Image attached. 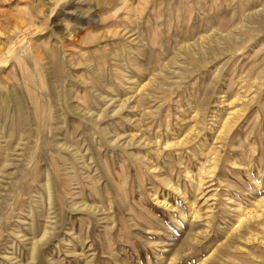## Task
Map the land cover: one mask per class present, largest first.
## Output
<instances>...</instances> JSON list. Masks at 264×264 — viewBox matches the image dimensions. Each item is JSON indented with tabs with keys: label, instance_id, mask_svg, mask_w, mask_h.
<instances>
[{
	"label": "rangeland",
	"instance_id": "obj_1",
	"mask_svg": "<svg viewBox=\"0 0 264 264\" xmlns=\"http://www.w3.org/2000/svg\"><path fill=\"white\" fill-rule=\"evenodd\" d=\"M179 1L172 0L168 5L167 1L163 0L160 4L156 2V6L152 2L148 3L147 8L152 12V14L160 13L159 21L161 23V27L160 31L157 34V38L159 40H162L160 41L162 46H160L161 49L160 47L154 49L155 51L151 54V61L153 63L151 61L149 63L147 62V60L145 61V59H147L145 55L138 56L139 58L144 57L140 59L142 62H144L143 67L139 70L122 67L121 71H117L114 68L112 59L110 58L109 54L107 55L108 50L110 49L111 53L116 55L120 54L119 52L121 50H124V53L126 54V49L124 47L120 49L116 40H110L108 42L109 45L107 44L105 46V48H108L107 50H105V48L98 49L96 48V46L92 45L93 43L91 45H81L74 43V45H76L74 47L75 49H82L80 53H76V57H78L79 60H82V62L84 61L83 59L88 58L87 62L91 66H85L81 64L79 66H75L74 68L71 66L65 67L64 70L61 67L58 68L57 78L59 79V84L57 85V88L59 94L57 95V97H54L53 93H55V91L52 89L50 83L46 80V78H48V70L44 69L42 78V81L44 82V88L39 89V86H36V90L38 92L41 91L42 95L39 96V99L37 100H31V97H28V94H30L29 92L32 90H29L25 86L24 74L22 70L19 71L20 67L18 65H14L13 67H11L13 59L8 61L6 64L0 63V92L2 90H5L10 95L12 94V98H21V102L25 106L27 115V128L30 130L29 137L27 138V140L25 139L26 141L24 140L26 143L22 141L19 145H17V138H19L18 132L20 129L19 124L21 122L20 114L14 103H12V105L10 106L12 107L10 108V111L6 113L1 106L2 103L0 100V107L2 108H0V264H168L169 262V264H197L198 260L202 257V255L205 254L207 250V248L204 247L205 242L210 241V243H212L215 240V234H217L220 229L229 227L236 220V204L240 203L241 205H246L250 200H252L253 192H255V186H259L260 192L264 190V146H261L259 144L260 141L258 138L259 136L263 138L262 132L264 133V127L261 129L260 125H258L255 126V130L249 136L250 138L248 137V140L245 142V148H247V146L249 147V145L251 146L254 143V146L252 145L251 147L255 148V154H258V156H260L259 159L255 161L256 163L250 166L251 171H249V174L244 171L245 167L243 164L245 163L246 159H244L243 156L239 155L238 153H233L234 156L238 155L235 156V159L237 158L238 160L234 159L237 162V165L230 164V160L228 162L226 161V157L228 158L229 152H222L221 154L223 155V160L221 162H226L229 169L223 168V163H220L221 165H218L212 177L204 178L203 181L205 192L203 191V197L199 200L196 208L199 206V211L201 212L198 213L200 214L204 213V211L210 210L213 212L214 217L212 222L210 223L209 228L204 227L202 223H200L197 228L207 229L206 231L208 235L206 236V240L203 239L204 244L202 243L200 245H196L195 247H191L188 244L183 243L184 238L187 235L186 225H183L180 229H178L175 225V218H179L180 216V214H178V209L173 210V207H168L169 204H178V208H183L182 210L184 211H187L188 209L184 196L189 198L190 186L183 175L184 173H181V175L177 176V174L171 175L164 172L163 175L166 174V176H171V181H175L173 183H178V192L183 191L185 195L180 192L178 193L177 191L167 192V190L162 187L163 185L161 183L158 184L159 182L156 178H153L151 175H147V173L145 172L141 174L138 173V171L136 170L137 163L130 156V153L136 152V149H134L136 148L135 146L128 148H122L121 146H108L104 141L103 135L99 131L101 125H107L109 135H112V133L117 134L121 132L118 134L119 136L122 134L120 138L121 140H127L129 134H132L133 132V134H135V131L138 138H145L146 134L147 137L153 136L154 130H146L147 126L145 122V124H142L143 126L134 125V122L139 118V112H137V110L135 109H130L129 106H127L120 111V115H126V117L130 116L131 120H133L132 124L127 123V121L123 123L119 122L118 118L115 117H105L104 119L100 120L101 122H98V126L93 127H91L90 124L86 123L81 116L85 115L87 117L88 113H91L93 118H95L96 114L100 112V109L106 106L110 109L115 110V105L116 108L119 107L122 100L125 99V96L126 98L129 96L130 93L128 92H130L131 87L135 86L136 82H145V80L149 78V71L150 77L153 74H156L157 70L160 71L162 65L168 61V59L172 55L171 53L176 48H178L179 44H181L179 45L181 47L182 45L184 46L194 43L199 38L205 35L207 36V34L209 35L212 33L213 35L215 33H225L232 29L235 25H237V23H239L237 21H240L241 17L239 13L241 11L243 13H247L253 7L254 9L257 7L256 9H258V7L264 6V0H250L247 3L244 2L245 0ZM212 1H217V5ZM57 3L58 4L55 5L54 1L51 0L50 3H46L45 0H0V47L4 46L5 48H8L15 41V30L13 29V24L16 19L15 16L17 14H21L18 13L19 10H23L25 12L31 10L36 11L33 22L38 25L35 26L40 27L41 29L38 28L37 30L35 28L34 33L32 31L30 32V34L32 33V37L30 35L32 41H35L36 43H38L39 41H47L49 35L48 30L49 28H51V30L55 32V35H52L51 38H49V45L53 47V45L57 43L56 41H58L59 43L60 34L58 33V29L56 28L55 24H57L58 26H61L67 22L68 24H73V15L70 13L72 12V10H74V8L80 9V4H76L72 0H58ZM245 4L247 7H245ZM233 7H237L240 12L238 13L237 11V14L232 16L231 11ZM169 9L172 10L170 14L171 20L167 18ZM40 10H43L44 13L39 12ZM51 10L52 13L50 12ZM45 12H47V14H45ZM121 13L122 12L120 11L119 14ZM197 14L199 16H197ZM235 16L238 17L235 18ZM127 25L128 27L130 25V28L133 27L132 22H126V20H124L119 22L118 28H126ZM41 26L44 28H42ZM91 26L88 28L92 29L94 32L97 30L102 31L104 28V30L110 28L108 24L101 26L91 24ZM145 33L147 38L151 36V31L148 30ZM255 34H257V32H255ZM255 34L253 35V37L247 39L244 42L243 47H241V51H239L237 59L235 56L230 58H223V60H225L223 67V80L218 81L214 86L215 89H212L213 92L210 95V105H212V102H214V100L216 99V95L221 93L225 94L226 92V94L229 95L233 92V89L237 87L236 85L241 81L239 79L241 71H243L241 73L244 74V72L247 73V68H250L248 69L249 71L247 70L250 77H252L254 73H256V70L258 68H251L250 65L254 61L253 59H255L254 54H257L258 52H264V31H259L257 35ZM161 38H164V40ZM183 39L185 40L183 41ZM62 40L65 44V51L67 53H70V55L72 56V53L75 49L73 47L67 46L66 44L69 43L70 40H68L67 38H62ZM164 41L165 43L163 44ZM261 43L263 45H261ZM253 47L255 49L259 47V50H255ZM41 48L43 49L42 46H38L40 54L43 57L44 53L41 51ZM253 50H255L257 53L255 51L253 52ZM157 51H159V53ZM243 53L245 54L243 55ZM161 54L166 55L164 56ZM249 55L252 56V59ZM162 58L165 61H163ZM100 59H104L105 63H107L104 64V66L99 65ZM42 61L43 60H41V62ZM146 62L148 65H146ZM173 66V68L177 67L176 64H174ZM102 67L104 69H101ZM144 67H147V70L144 69ZM210 69L212 70V67ZM71 72L73 73L72 78L68 74ZM92 72L94 74H92ZM208 72L209 71H206L205 75H203L202 72H194L189 77H187L188 79L183 78L178 85L173 86V90H171L170 94H167L164 97L166 98V100L162 101V103L160 102V104L158 103L159 105L157 103H152L153 101L149 102L148 105H150L151 103V109L155 107L156 104L158 105V119L160 118L164 120L166 114H169V117L171 118V128L172 130L175 129L172 132H168L167 134L162 133V140H160V142L162 143L163 141V143H160V146H166L167 144L169 146L174 145H170L172 142L171 140H173L174 142L178 137L181 138L186 133V131L189 130L190 123H188V118H186L187 116H185V118L181 120L182 122L180 121V116L185 115L188 109H192V103H194L201 95L202 91L205 90L203 88L207 87L206 81H208L209 77L211 76L210 72ZM231 72L233 79H236V84L234 83L235 85H233V87L229 89L227 88L226 82H228L227 76L229 77ZM118 73H120V75H123V77L119 76ZM17 75L19 78L17 77ZM89 75L92 76L90 77ZM116 77H118V79ZM126 77H130V79L125 80ZM90 78L92 81L90 80ZM172 78L175 79V75H173ZM83 80L86 85L85 87L88 89H83V86L81 84L79 85V83ZM37 82L38 85L41 84L39 81ZM68 83L70 84L68 85ZM129 83L131 84V86ZM110 84L113 85V88H115L114 90L109 88L108 85ZM190 89L192 90V92ZM66 90H70V92ZM174 91L176 92L174 93ZM84 92L87 94L86 97H84ZM106 93L108 94L106 95ZM179 93L181 97L177 96L179 95ZM113 95L116 96L114 97ZM191 97L192 99L194 98L193 101H190ZM116 100L118 101L116 102ZM34 103L37 105V107L33 105ZM133 103L134 102H131V105ZM58 104L60 105L61 112L58 110ZM179 107L182 109L184 108V111ZM41 110L44 113H42ZM87 110L88 112H86ZM251 110L252 108H246L244 115L245 120L243 119L241 121L244 126L240 128L239 132L243 138L245 130L249 129L253 124L254 118L252 117L253 114L251 113ZM33 112L35 115L33 114ZM187 114L188 113H186V115ZM208 117L209 115L206 118L208 119ZM260 118H262V120L264 121V114L262 112ZM208 122L209 121H207V123ZM186 124L189 125V127L186 126ZM216 124L215 127L218 128ZM138 126L141 128H139ZM177 126L182 127L179 130ZM247 126L250 127L248 128ZM11 131L13 133H11ZM178 132L182 134L180 135L178 134ZM208 132L209 131L207 130V135ZM9 133L12 134H10L12 141L9 140ZM140 135L142 137H140ZM56 139L59 142L61 141L60 143H63L62 146H57L55 144ZM6 141L8 142L7 145ZM23 149L25 150L23 151ZM109 149L112 151H110ZM142 154L145 156L149 155L148 152L144 150ZM20 155H22V157ZM65 160L67 163L64 162ZM258 161H261L263 163H259ZM238 162L241 163L242 166L238 165ZM71 163L72 167L78 174L77 180H73L70 183V186L73 189L72 191L75 194L73 195V200L77 202V205L83 202L92 204L94 201V203L97 204H94L95 206H97V216L94 214L92 215L90 211L80 210V206H78V209H74L75 206L71 208V206H69L67 203H61V192L64 187H69L66 182L67 176L65 172L67 171L66 168L68 166H71ZM149 163L153 164L154 160L150 159ZM158 163L159 164L157 165V167L162 168L161 165L165 166V163H163L162 161H159ZM192 168L195 171L197 169V165L193 164ZM107 169H109V173H107ZM217 171L219 176H217L216 174ZM47 173L51 180L53 191L55 192H53L52 204L50 205V209H48L49 204L47 201L45 189L43 187V181ZM221 178L224 180L219 182ZM92 179H95L98 182V188L100 189L99 191L102 192H100V196H102L101 198L100 196H98V194L95 195V193L93 192L94 190L91 189V184L93 182ZM130 179L132 180V182ZM142 179L144 182L142 181ZM175 179L178 182H176ZM123 181H126L125 189L127 188L129 197H127V201L122 198ZM225 181L234 186L225 185ZM136 182L138 183V186H135V184H137ZM129 185H132L133 189ZM80 187L82 188V190H80ZM107 187L109 188V190ZM107 190L108 192L110 191V193H107ZM156 194L161 199L165 195L166 199L168 198L167 205H161L159 202L155 203V200H153L152 198ZM105 197H108V199L106 200ZM109 200L111 201V203L109 202ZM107 201L108 205L106 204ZM63 202L65 201L63 200ZM109 204L111 205V209L109 208ZM40 206L44 207L42 209L43 212L41 211V213L39 211V208H41ZM30 211L31 214H29ZM109 212H111V214L113 215L115 223L114 228L109 231L111 232L110 234L108 233V231H106V228L110 221L109 217L111 216L110 214H108ZM48 214L52 216L50 218L51 223L48 225L49 227L52 226L49 229V233L51 231L52 234L50 233L47 235L46 240H44L43 244H41V246L39 247L36 257L32 259L29 252V248L31 245L30 242L32 240L40 238L42 228L44 227V224L46 225V221L48 220ZM136 214L138 215L136 216ZM105 216L108 217L105 218ZM29 217H31V219H29ZM143 218L145 219V221L143 220ZM30 220H33V228H31L29 224L31 222ZM36 220L38 221V223H35L37 222ZM133 223H135V225ZM143 227L145 229H143ZM173 256L175 258H173ZM170 258H173V261H171ZM253 264L258 263L254 262Z\"/></svg>",
	"mask_w": 264,
	"mask_h": 264
},
{
	"label": "bare ground",
	"instance_id": "obj_2",
	"mask_svg": "<svg viewBox=\"0 0 264 264\" xmlns=\"http://www.w3.org/2000/svg\"><path fill=\"white\" fill-rule=\"evenodd\" d=\"M51 1H54L55 5L58 4L57 3L58 0H51ZM72 1H74V3H76V4H80V9L74 8V10H72V12L70 13L73 15V19H74L73 24H68V22L61 25V26H58L57 24H55L56 28L58 29V33L60 34L61 39L58 36L59 43H58V41H56L57 43L55 45H53V47H51L49 45V43H50L49 38H51L52 35H55V32L53 30H51V28H49V30H48L49 35H48L47 41H43V42L39 41L38 43H36L35 41H32V39H31L32 33L30 34V32L32 31L34 33L35 28L37 30H38V28H40V27H37L38 25L35 24V22H33L34 17L36 15L35 10H31V11H27V12H25L23 10L18 11V13H21V14H17L15 16L16 19H15L14 24H13L14 25L13 29L15 30V33H14L15 41L12 43L11 46L9 45L10 47H8V48H5L4 46L0 47V63L6 64L8 61L13 59L11 67H13L14 65H18L20 67L19 71L22 70V72L24 74L25 86L29 90L33 91V92L30 91L29 92L30 94H28L29 95L28 97H31V100L32 99L37 100V99H39V96L42 95V92L41 91L38 92L36 90V88L38 86H39V89L44 88V82L42 81L44 69L48 70V72H47L48 78H46V80L50 83L52 89L56 93V94L53 93L54 97H57V95L59 94L58 88H57V85L59 84V79L57 78L58 68L61 67L64 70L65 67L71 66L74 68L75 66H79L81 64L85 65V66H91L87 62L88 58L83 59L84 61L82 62V60H79L78 57H76V53H80V51H82V49H80V50L78 48L75 49L74 47L76 45H74V43L81 44V45H83V44L84 45L85 44L91 45L93 43L92 45L96 46V48H98V49L99 48L101 49V48H105V46L108 44V42L110 40H116L118 43V47L120 49H122L123 47L126 49V54L124 53V50H121L120 52L118 51L120 53L118 55L111 53L110 49L107 52V55L109 54L110 58L112 59V64L114 65V68L117 71H121L122 67L133 68V69L139 70L140 68L143 67V62H144V61L142 62L140 59L144 58V57L139 58L138 56L139 55H145L147 57V59H145V61L147 60V62L149 63L151 61V54L155 51L154 49H157L160 46H162L161 42H160L162 40H159L157 38V34L160 31V27H161V23L159 21V18H160L159 14L160 13L159 14H154V13L152 14V12L147 8V6H148L149 2L154 3V5L156 6L157 5L156 2H158L160 4L161 1H163V0H72ZM166 1H167V4L169 5L172 0H166ZM249 1L250 0H245L244 2L247 3ZM45 2L50 3V0H45ZM212 2L216 4L217 1L216 2L212 1ZM261 3H262V1H261ZM256 5H258V4H256ZM245 7H247L246 4H245ZM256 8L254 9V7H253L250 11L247 10L248 11L247 13L246 12L243 13L242 11L240 12V10H238L237 7L236 8L233 7L232 11H231V15L233 16V15L237 14V11H238V13L240 12L239 14H240L241 18H240V21H237L239 23H237V25H235L232 29H230L229 31H227L225 33H215L213 35H212V33L209 35L207 34V36L205 35V36L199 38L196 42L191 43V44H187L184 46L182 45L181 47L179 46L181 44H179L178 48H176L175 50L173 49L174 51L172 53L169 52L172 55L168 59V61L162 65L160 71L155 70L157 73L155 72L156 74H153L151 77L149 75L150 74V71H149V74H148L149 78L147 80H145V82H142V81L136 82L135 86L131 87L130 92H128V93H130L129 96L127 98L125 96L124 100L121 99L122 102L120 103L119 107L116 108V105H115V110L110 109L106 105H104L106 107L100 109V112L98 114H96L95 118H93L91 113L90 114L88 113L87 117L85 115H81L83 117V119L85 120V122L90 124L91 127H93V126H98V122L100 120L104 119L105 117H115V118H118L119 122L123 123V122L127 121V123L132 124L133 120H131L130 116L126 117V115L125 116L120 115V111L123 108H126L127 106H129L130 109H133V110L135 109V110H137V112H139V116H138L139 118L134 122L135 123L134 125H142L145 122L146 126H147V127L145 126L146 130H154L153 136L148 135L149 137H147L146 136L147 134H146L145 138L144 137L138 138L136 131H135V134H133L134 133L133 132L132 134L130 133L129 136L127 135L128 136L127 140L126 139L121 140L120 138H121L122 134L120 136L118 135L121 132H119L117 134L112 133V135H109L107 125H101L99 128V131L103 135L104 141L108 146H116V147L121 146L122 148H125V147L128 148V147H134L135 146L136 148H134V149H136V152L130 153L131 154L130 156L137 163V169L136 170L138 171V173L141 174V173L145 172V173H147V175H151L153 178H156L157 181L159 182V183L158 182L157 183L158 184L161 183L163 185L162 187H164L167 190V192H170V191H177L178 192V186L179 185H177L178 183L177 184L173 183L175 181H173V182L171 181V176H166V174L163 175L164 172L167 174H171V175L177 174V176L181 175V173L182 174L184 173L183 175L186 178V180L188 181L189 186H190V191H189L190 196L188 195L189 198L184 196V199L186 200L188 209H187V211H184V210H182L183 208L182 209L178 208L179 207L178 204L177 205L169 204L168 207H170V208L173 207V210L178 209V214H180V216H179V218H175L176 219L175 225L177 226L178 229H180L183 225H186L187 235L184 238L183 243H186L191 247L192 246L195 247L196 245L202 244L203 239L206 240V238H207L206 236L208 235L206 228H209L210 223L212 222L213 217H214L213 212L210 210H207V209H206L207 211H204V213H201V214L198 213L201 211H199V206L197 208H196V206L204 194L203 193V191H204V181H203L204 178L212 177L213 174L215 173V170L217 169V167L220 163H223L222 164L223 168H228V166H227L228 164L226 162H221L223 160V155L221 153L222 152H224V153L229 152V156H228V158L226 157V161L228 162L230 160V164H236L237 163L235 161L237 159V158L235 159V156H238V155L234 156L233 153L234 154L238 153L239 155L243 156L244 159H246L245 163L243 164L245 167L244 171H246L248 174H249V171H251L250 166L255 164L256 163L255 161L258 160L260 157V156H258V154L257 155L255 154V148L251 147L254 143L251 146L249 145V147L247 146V148H245V146H246L245 142L248 140V137L255 130V126L260 125L261 129L264 127V123H263L264 121L262 120V118H260L261 112L264 114V52H258L257 53L255 51L256 49L259 50V47L261 45H263L264 43L263 44L261 43V45L256 49L253 47L255 49V50H253V52L255 51L257 54L253 53L255 55V57L253 56L255 59H253L254 61L252 62V64L250 66H251V68H258L256 70V73H254V75L252 77H250L248 75V71H249L248 69H250V68H247L248 71L246 70L247 73L244 72V74H242L241 72H243V71L240 70L241 72L240 71L239 72L241 75L239 76V79L241 81H240V83H238L236 85L237 87H235L233 89V92L229 95L226 94L227 92L225 94L221 93V94L216 95V99L214 100V102H212V105H210L211 104L210 95L213 92L212 89H215L214 86L218 81L223 80V76H224L223 67H224V62H225V60H223V58H230V57L235 56L237 59L239 51H241V47H243L244 42L247 39L253 37L255 32H257V34H258L259 31H264V6H262V7L260 6V7H258V9H256ZM45 9H47V8H45ZM120 11L122 12L121 14H119ZM171 11L172 10H170V9L168 10V17L167 18L169 20H171V18H170ZM39 12L44 13L43 10H40ZM50 12L52 13V10ZM45 14H47V12H45ZM197 16H199V15L197 14ZM237 17L235 16V18H237ZM124 20H126V22H132L133 27L130 28V25H129V27L127 25L126 28H118L119 22L124 21ZM221 23H223V22H221ZM91 24H96V25H100V26L108 24V26L110 28H108L106 30H104L105 29L104 28L102 31L97 30L94 32L92 29L88 28L91 26ZM122 24H123V22H122ZM35 25H37V26H35ZM76 25H78V26H76ZM42 28H44V27H42ZM91 28H92V26H91ZM93 28H95V27H93ZM148 30L151 31V36L149 38L146 37V33H145ZM219 32H221V31H219ZM257 34H255V35H257ZM30 35H31V37H30ZM62 38H64V39L67 38L68 40H70V42L66 43V44H67V46L73 47L75 49L72 53L73 54L72 56L70 55V53H67L65 51V49H64L65 44H64ZM161 39L164 40V38H161ZM184 40L185 39H183V41ZM193 41H194V39H193ZM164 43H165V41L163 42V44ZM258 45H256V46H258ZM38 46L43 47V49L41 48L42 49L41 51L44 53L43 57L40 54ZM107 49L108 48H105V50H107ZM160 49H161V47H160ZM157 52L159 53V51H157ZM245 53H243V55ZM161 55H164V54H161ZM160 57H159V59H160ZM250 57L252 59V56H250ZM104 59H100L99 65L104 66V64L107 63V62L105 63ZM41 60H43V61L41 62ZM162 60L165 61L163 58H162ZM147 62H146V65H148ZM91 64H92V62H91ZM157 64H159V63H157ZM174 64H176L177 67L173 68ZM147 67H150V66H147ZM147 67L146 68L144 67V69L147 70ZM211 67H212V70L210 69ZM101 69H104V68L102 67ZM206 71H209L211 74V76L209 77V80L207 79L208 81H206L207 87L203 88V85H205V84L202 85V88L205 90H203L201 95L198 97V99L194 103H192L193 104V106H191L192 109H190V110L188 109L186 111V113H188L187 115L185 113V115L180 116L181 117L180 121L183 120L185 118V116H187L186 118H188V123H190L189 130H187V131L185 130L186 133L184 134V132H183L184 135L181 138L178 137L179 139L177 138V140H175L174 142H173V140H171L173 143L171 141H169V142H171V144L168 142L170 145L174 144L176 146H174V145L169 146L168 144H167L168 146L167 145L166 146H164V145L160 146V143H161L160 140H162V137H161L162 133L167 134L168 132H172L175 129L172 130V128H171V125H170L171 118L169 117V114H166L164 120H162L160 118L158 119V114H159L158 105L160 104V102L162 103V101L166 100V98H164V97L167 94H170L171 90H173V86L178 85L183 78L189 77L194 72L195 73L196 72H202L203 75H205ZM229 71H230V69H229ZM93 72H92V74H94ZM71 73H68V74L72 78L73 73L72 74ZM118 75L123 77V75H120V73H118ZM173 75H175V77H176L175 79L172 78ZM17 77H18V75H17ZM80 78H78V79H80ZM116 78L118 79V77H116ZM140 78H142V77H140ZM202 78H203V76H202ZM227 78H228V80H227L228 82H226L227 88L230 89L233 87V85L236 84L235 83L236 79L235 80L233 79L232 72L230 73L229 77L227 76ZM128 79H130V77H126L125 80H128ZM90 80H91V78H90ZM119 80H121V79H119ZM37 81H39L41 84L38 85ZM184 81H186V80H184ZM200 81H202V80H200ZM120 82H122V81H120ZM203 82H205V81H203ZM69 84L70 83H68V85ZM80 84L83 86V89L86 88L84 80L82 82H80L79 85ZM108 84H109V81H108ZM181 85H182V83H181ZM108 86H109V88H111L113 90L115 89V88H113V85H111V84ZM130 86H131V84H130ZM61 87H62V85H61ZM61 89H63V88H61ZM86 89H88V88H86ZM66 91L70 92V90H66ZM95 91H94V93H95ZM175 92L176 91H174V93ZM191 92H192V90H191ZM228 92H229V90H228ZM20 93H21V91H20ZM183 93H185V92H183ZM107 94L108 93H106V95ZM11 95L7 91L2 90L0 92V100L2 103L1 106L6 113H8L10 111V108H12L10 106L12 105V103H14L15 107H17V110L20 114L21 122L19 124L20 125V129L18 132L19 138L16 137L18 139L17 145H19L25 139L27 140V138L29 137V134H30V130L27 128V126H28L27 121L28 120L26 117L27 115H26V111H25V106L21 102V98H17V97L12 98ZM86 96H87V94L85 93L84 97H86ZM177 96L181 97L180 93ZM189 96H192V95H189ZM79 98H80V96H79ZM111 98H113V97H111ZM86 100H87V98H86ZM193 100H194V98L192 99V97H191L190 101H193ZM117 101L118 100H116V102ZM151 101H153L152 103H157V104L159 103V104L158 105L156 104V106L151 109V106H150L151 103H150V105H148L149 102H151ZM167 101H168V99H167ZM131 102H134V103L131 105ZM178 104H180V103H178ZM33 105H35L37 107V105L35 103ZM43 106H45V105H43ZM180 106H182V105H180ZM246 108H252L251 113L253 114L252 117L254 119H253L252 126L251 127L249 126L250 128L247 126L249 129L245 130V134L243 133L244 134V138H243L240 135L239 130L241 127L244 126V124L241 121L245 118L244 115H245ZM180 109H182V108H180ZM42 110H44V109H42ZM58 110L61 112L59 104H58ZM0 112H1V110H0ZM5 112H3V113H5ZM86 112H88V110ZM35 113H38V112H35ZM42 113H44V112L42 111ZM248 113H249V111H248ZM9 114H8V116H9ZM33 114H34V112H33ZM122 114H124V113H122ZM61 115H63V114H61ZM208 115L210 117V118L208 117V119H210V120H208L206 118ZM39 118H40V115H39ZM55 120H57V119H55ZM207 121H209V122L207 123ZM251 121H252V119H251ZM44 122H46V121H44ZM106 122H107V119H106ZM174 123H175V121H174ZM44 124H46V123H44ZM114 124H115V121H114ZM215 124L218 126V128L215 127ZM13 126H16V125H13ZM186 126L189 127V125H187V124H186ZM177 127L180 130V128L182 126L181 127L177 126ZM139 128H141V127H139ZM12 129H13V127H12ZM184 129H185V127H184ZM207 130L209 131L208 135L206 134ZM11 133H13V132L11 131ZM11 133H9V137H10L9 140H11V136H10ZM110 134H111V132H110ZM138 134H139V132H138ZM178 134L181 135L182 133L178 132ZM262 134H263L262 136L264 138V133L262 132ZM142 135H144V134H142ZM256 136H257V134H256ZM140 137H142V136L140 135ZM165 137H166V135H165ZM12 138H13V136H12ZM258 138L260 141L259 144L261 146H264L263 138H261V136H259ZM254 139H255V137H254ZM165 141H166V139H165ZM60 142L57 139L55 140V144L57 146H62L63 143H60ZM162 143H163V141H162ZM7 144H8V142L6 141V145ZM95 145H96V143H95ZM129 149H131V148H129ZM24 150L25 149H23V151ZM103 150H104V148H103ZM143 150L148 152L149 155L148 156L143 155L142 154ZM23 151H21V152H23ZM110 151H112V150H110ZM72 154H74V153H72ZM118 154H120V153H118ZM20 156L22 157V155H20ZM110 156H111V154H110ZM118 159H119V157H118ZM150 159L154 160L153 164L149 163ZM159 161H162L163 163H165V166L161 165L162 168L157 167V165L159 164L158 163ZM64 162L67 163L66 160ZM261 163H263V162H261ZM193 164L197 165V169L195 171L192 168ZM238 165L242 166L241 163H239V162H238ZM66 170L67 171L65 173H66V176L68 177V178L66 177V182H67L69 187L66 186L63 188V190L61 192V203L62 204L67 203L69 206H71V208L73 206H75L74 209H78V206H80L81 207L80 210H87V211H90L92 213V215L93 214L96 215V212H97L96 207L97 206H95V205H97V204L94 203V201L92 204H87V202L86 203L83 202V203H80L77 205V202H75L73 200V195H75V194L72 191L73 189L70 186V183L73 180H77L78 174L76 173L75 169L72 167V163H71L70 167L68 166L66 168ZM103 170H104V168H103ZM107 173H109V169H107ZM216 174H217V176H219L218 171ZM88 177H90V176H88ZM251 179H252V177H251ZM92 180H93V182L91 184V186H92L91 189L94 190L93 192L95 193V195L98 194V196H100L102 192L99 191L100 189L98 188V182L95 179H92ZM223 180L224 179L221 178L219 182H221ZM142 181H143V179H142ZM131 182H132V180H131ZM176 182H178V181L176 180ZM125 183H126V181H123V197L122 198H124V200L127 201L128 191H127V188L125 189ZM255 183H257V182H255ZM132 185L131 186L129 185V186L132 187ZM136 185L138 186V183L135 184V186ZM225 185L234 186V185L227 183V182ZM43 187L45 189L47 201L49 204L48 209H50V205L52 204V198H53V192L54 191H53V187H52L51 180L49 178L48 173L46 174L45 179L43 181ZM231 188H234V187H231ZM132 189H133V187H132ZM80 190H82V188ZM108 190H109V188H108ZM108 190H107V193H110V191L108 192ZM254 190H255V192H253L252 200H250L246 205H241L240 203L236 204V207H237L236 208L237 213L235 215L236 220L235 221L233 220L234 222L229 227H225V228L220 229V231L217 232V234H215V240L212 243H210V241H208V242L206 241L205 244L203 243L205 245L204 247L207 248V250H206L205 254L202 255V257L198 260L197 264H253L254 262H257L258 264H264V190L260 192L259 186H255ZM141 191H143V190H141ZM167 192H166V194H167ZM130 193H131V191H130ZM180 193H183V195H185L183 191H181ZM157 194L154 195L152 198L153 200H155V203L159 202L161 205L162 204L167 205L168 198L166 199V197L164 195L161 199V198H159V196ZM211 195H212V193H211ZM101 197L102 196H100V198ZM107 199H108V197L106 198V200ZM182 199H183V197H182ZM63 200L65 202H63ZM109 202L111 203L110 200H109ZM129 203H130V201H129ZM106 204L108 205V201ZM211 205H213V204H211ZM40 207L41 208H39V207L38 208H39V211L41 213V211L44 207H42V206H40ZM109 208L111 209L110 204H109ZM100 210H102V209H100ZM46 211H47V209H46ZM63 212H64V209H63ZM29 214H31V211L29 212ZM108 214H110L111 216L109 217V220H110L109 223L107 222L108 226L106 225L107 226L106 231H108V233L110 234L111 232H109V231H111L114 228L115 223H114V218H113V215L111 214V212H109ZM137 215L138 214H136V216ZM37 216H38V214H37ZM16 217H18V216H16ZM51 217L52 216L49 215L48 220L46 221V225L44 224L40 238L32 240L31 242L29 241L31 244L30 248H29L30 249L29 252H30L32 259H34L36 257V254H37V251L39 250V247L41 246V244H43V241L46 240L47 235L51 233V231L49 233V229L52 226H50V227L48 226L51 223V221H50ZM106 217H108V216H105V218ZM60 218H61V216H60ZM144 218H143V220L145 221ZM29 219H31V217H29ZM30 221L31 222L29 224H30L31 228H33V220H30ZM35 223H38V221ZM200 223H202V225L206 228L205 229L204 228L197 229ZM133 224L135 225V223H133ZM143 229H145V228L143 227ZM153 245H154V243H153ZM177 255H176V257H177ZM182 255H183V253H182ZM173 258H175V257L173 256ZM173 258H170L171 261H173Z\"/></svg>",
	"mask_w": 264,
	"mask_h": 264
}]
</instances>
